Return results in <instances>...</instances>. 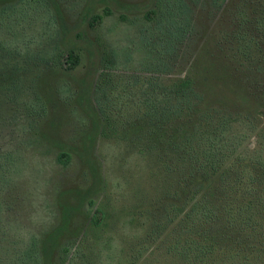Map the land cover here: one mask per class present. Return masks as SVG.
<instances>
[{"label": "rangeland", "instance_id": "rangeland-1", "mask_svg": "<svg viewBox=\"0 0 264 264\" xmlns=\"http://www.w3.org/2000/svg\"><path fill=\"white\" fill-rule=\"evenodd\" d=\"M21 4L0 0V7H19L0 33L11 49L0 56V159L11 179L0 224L2 262L36 240L39 264H182L156 249L155 236L168 231H150L155 219L145 207L152 197L156 202L162 176L172 185L171 174L162 171L157 151L140 154V142L129 140L136 135L126 131L151 123L140 120L143 114L176 104L172 86L187 80L202 97L201 109L204 96L216 109L242 108L264 130L253 100L263 93L253 84L264 80L248 65L264 60L256 55L264 53V0H44L34 13ZM104 12L103 22L90 26ZM108 49L111 66L103 57ZM69 52L80 57L74 69L57 55ZM247 86L251 99L242 91ZM60 153L68 154L67 164L58 163ZM90 208L103 211L98 228Z\"/></svg>", "mask_w": 264, "mask_h": 264}, {"label": "trees", "instance_id": "trees-1", "mask_svg": "<svg viewBox=\"0 0 264 264\" xmlns=\"http://www.w3.org/2000/svg\"><path fill=\"white\" fill-rule=\"evenodd\" d=\"M43 1L20 0V7L22 11L34 13L39 11L38 6L42 7ZM18 8L16 5L0 7V33L9 30L8 22L16 21L14 13ZM107 14L93 15L90 26L101 24ZM256 50L257 56L264 55L260 49ZM10 51L0 42V56L3 53L9 55ZM57 55L59 58L64 55L69 69L80 63L79 55L72 52ZM242 55L248 56L246 51ZM103 57L111 66L114 51L108 49ZM248 65L264 80V60L248 61ZM260 83L253 85L263 93L256 97L253 94V100L259 104L255 113L264 116L260 110L264 109V85ZM248 88L242 91L246 99H251L250 93L246 92ZM171 98L177 101L176 104L156 107L149 116L143 114L140 117V120H151V123L132 124L126 131L129 136L136 135L137 139L129 140L140 142V154L145 155V151L153 148L161 157L158 159L162 171L171 174L172 185L166 187L162 176L158 181V186L161 185L157 186L156 202L152 197L151 203H145L147 217L155 219L150 231L156 235L168 231L164 237L155 236L160 239L156 249H162L182 264H264V130L258 123L254 124L258 119L242 108L237 112H228L221 107L216 109L205 103V96L204 109H201L202 97L189 80L175 82ZM167 120L172 123L166 124ZM105 127L109 125L103 127L104 135ZM171 153L175 155L173 160L162 159ZM57 161L67 164L68 154L60 153ZM4 165L7 167L6 161L0 159V224L7 207L4 193L11 184ZM168 201L171 202L169 211L165 207ZM175 201L178 204L176 209ZM152 208H156L159 214L153 215ZM90 209L89 220L94 228H98L103 211ZM168 223L174 224L171 230ZM37 246L36 240L30 241L9 263L2 262L4 257L0 246V264H39V253L34 254ZM69 246L67 243L61 247L59 257L63 263L70 257ZM6 252L9 254L4 256H12L10 251Z\"/></svg>", "mask_w": 264, "mask_h": 264}]
</instances>
